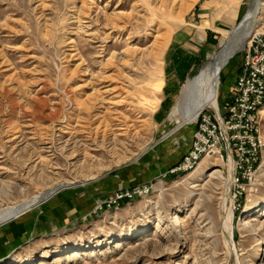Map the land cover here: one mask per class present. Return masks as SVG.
Returning <instances> with one entry per match:
<instances>
[{"label":"rangeland","instance_id":"obj_1","mask_svg":"<svg viewBox=\"0 0 264 264\" xmlns=\"http://www.w3.org/2000/svg\"><path fill=\"white\" fill-rule=\"evenodd\" d=\"M251 1L0 0V209L71 185L0 226V264H264V170L238 198L220 155L170 173L197 124L177 129L182 90ZM245 53L221 71L223 112Z\"/></svg>","mask_w":264,"mask_h":264},{"label":"built area","instance_id":"obj_2","mask_svg":"<svg viewBox=\"0 0 264 264\" xmlns=\"http://www.w3.org/2000/svg\"><path fill=\"white\" fill-rule=\"evenodd\" d=\"M264 26L246 48L230 102L221 109H204L197 118L189 149L171 174L188 173L207 155H220L231 170L235 198L256 184L264 163Z\"/></svg>","mask_w":264,"mask_h":264},{"label":"bare ground","instance_id":"obj_3","mask_svg":"<svg viewBox=\"0 0 264 264\" xmlns=\"http://www.w3.org/2000/svg\"><path fill=\"white\" fill-rule=\"evenodd\" d=\"M258 4L260 6L257 8ZM261 8H264V0H252L250 9L247 12L242 24L233 29V31L228 35L224 46L221 50L214 54L212 59L204 64L200 73H198V75L194 78L189 79L188 83L182 90L181 99L179 98L180 100L177 103L178 112L181 117V124L177 125V129L183 127L187 123L195 122L199 114L208 107L216 110L220 109H217V100L220 92L221 71L235 53L247 48L253 33L261 29L256 28L258 27L257 24L259 22ZM262 112L264 113V109ZM260 170H264V163ZM218 172L221 174V170H218ZM231 184L232 179L230 177L229 185L231 186ZM52 189H54V187L47 189L26 201L0 209V223L24 213ZM224 207L227 208V198L225 200ZM228 213L229 210L227 209V214ZM176 220L178 225H182L183 222H181L178 217ZM227 220L225 219L224 222V233L229 235L230 229ZM18 261L19 260H11L9 263L15 264L18 263Z\"/></svg>","mask_w":264,"mask_h":264},{"label":"crops","instance_id":"obj_4","mask_svg":"<svg viewBox=\"0 0 264 264\" xmlns=\"http://www.w3.org/2000/svg\"><path fill=\"white\" fill-rule=\"evenodd\" d=\"M205 4L206 5H203L202 7L204 8V16L208 20L207 21L206 20H203V22H204L203 27L204 28H211L212 30L213 29H216V28H219L218 27V23L224 24L225 19L216 16V13L215 12L210 14L209 13V10L213 6V4H210V3H205ZM205 22H206V24H205ZM200 31L203 32L201 29H200ZM201 32L200 33H197V34L195 32L193 34V35L196 34L194 40H193V37L191 36V40L185 39V41L183 42L181 51L185 52V54H184V60L186 61V63L184 62L183 65H181V66L178 65V71H179L178 74L179 75H184L186 73V71L189 70V69L190 70H193L194 64L192 63V61L194 60V55L195 54H194V52L191 53L189 51L195 49L196 46L191 41H193V42L195 41L198 44H200L202 41H204L206 39V37ZM189 44H190V46H189Z\"/></svg>","mask_w":264,"mask_h":264},{"label":"water","instance_id":"obj_5","mask_svg":"<svg viewBox=\"0 0 264 264\" xmlns=\"http://www.w3.org/2000/svg\"><path fill=\"white\" fill-rule=\"evenodd\" d=\"M252 2V1H251ZM259 3V2H258ZM258 6H260L259 4L257 5V8H258ZM250 9V8H249ZM246 16V15H245ZM245 18V17H244ZM244 18H243V20L239 23V25L238 26H240L241 24H242V22L244 21ZM237 26V27H238ZM236 54V53H235ZM234 54V55H235ZM233 55V56H234ZM232 56V57H233ZM231 57V58H232ZM69 186H71L70 184H61V185H57V186H55L54 187V189H52V190H50L49 192H47V194H45L44 196H42L35 204H33L29 209H27L24 213H26V212H28V211H30V210H32L33 208H35V207H37V206H39V205H41L42 203H44L45 201H47L48 199H50L53 195H55L57 192H59L60 190H62V189H64V188H66V187H69ZM24 213H22V214H24ZM22 214H20V215H22ZM19 215V216H20ZM19 216H17V217H19ZM14 218H16V217H13V218H10V219H8V220H6V221H4V222H1L0 223V226L1 225H3V224H5V223H7V222H9V221H11L12 219H14Z\"/></svg>","mask_w":264,"mask_h":264}]
</instances>
